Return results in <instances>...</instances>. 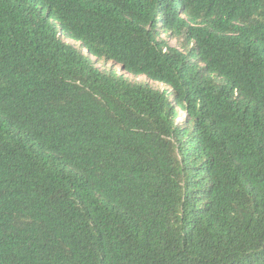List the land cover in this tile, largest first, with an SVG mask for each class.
<instances>
[{
  "label": "trees",
  "instance_id": "trees-1",
  "mask_svg": "<svg viewBox=\"0 0 264 264\" xmlns=\"http://www.w3.org/2000/svg\"><path fill=\"white\" fill-rule=\"evenodd\" d=\"M0 264H264V0H0Z\"/></svg>",
  "mask_w": 264,
  "mask_h": 264
},
{
  "label": "rangeland",
  "instance_id": "rangeland-1",
  "mask_svg": "<svg viewBox=\"0 0 264 264\" xmlns=\"http://www.w3.org/2000/svg\"><path fill=\"white\" fill-rule=\"evenodd\" d=\"M70 44H73V43H70ZM109 67H110V64L107 65L106 67H103V66H101L100 64L97 65V68H99L100 70H103V69H105V68H109ZM116 70H117V71H120L119 67H117ZM128 77L131 79L130 76H128ZM136 81H146V79H145V77H139V78L136 79ZM150 84H151L153 87H155L156 89H163L162 86H159V85H157V84H155V83H150Z\"/></svg>",
  "mask_w": 264,
  "mask_h": 264
}]
</instances>
